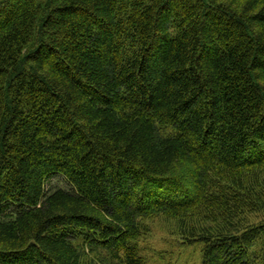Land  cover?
Masks as SVG:
<instances>
[{"label":"trees","instance_id":"1","mask_svg":"<svg viewBox=\"0 0 264 264\" xmlns=\"http://www.w3.org/2000/svg\"><path fill=\"white\" fill-rule=\"evenodd\" d=\"M155 217L264 264V0H0V264H145Z\"/></svg>","mask_w":264,"mask_h":264},{"label":"rangeland","instance_id":"2","mask_svg":"<svg viewBox=\"0 0 264 264\" xmlns=\"http://www.w3.org/2000/svg\"><path fill=\"white\" fill-rule=\"evenodd\" d=\"M48 188L70 190L60 176L50 179ZM147 228V232L136 242L145 264H201L202 247L199 244H183L163 218L149 220Z\"/></svg>","mask_w":264,"mask_h":264}]
</instances>
